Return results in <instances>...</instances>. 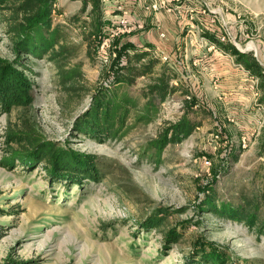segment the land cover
I'll return each mask as SVG.
<instances>
[{"label":"rangeland","instance_id":"rangeland-1","mask_svg":"<svg viewBox=\"0 0 264 264\" xmlns=\"http://www.w3.org/2000/svg\"><path fill=\"white\" fill-rule=\"evenodd\" d=\"M102 2L101 42L92 60L80 46L83 82L71 92L48 56L12 52L0 17V75L16 70L32 85L30 105L0 111V264H197L202 243L225 264H264V0ZM80 7L56 0L53 26ZM69 41L79 46L77 30ZM222 46L247 55L248 67L254 59L259 73ZM135 52L158 59L155 73L178 90L147 116L141 93L157 75L138 78L126 91L130 112L116 138L77 131ZM184 115L197 123L193 133L146 154L165 122ZM56 156L70 166L94 156L97 181L49 178L42 166ZM205 188L252 215L254 225L203 211Z\"/></svg>","mask_w":264,"mask_h":264},{"label":"trees","instance_id":"trees-1","mask_svg":"<svg viewBox=\"0 0 264 264\" xmlns=\"http://www.w3.org/2000/svg\"><path fill=\"white\" fill-rule=\"evenodd\" d=\"M55 1L0 0V17L4 23L6 34L12 40V52L18 57L22 53L37 57L48 56L57 71L59 84L66 92H71L75 88H79L83 82L82 62L76 61L80 46L84 45L85 56L92 60V56L101 42L105 26L103 0H73L80 2L79 12L68 19L65 24L53 26L51 20L52 4ZM74 30H77L80 36L79 46L69 41L70 31L73 32ZM213 43L219 44L217 40H213ZM222 47L235 57L238 64H241L250 72L259 73L260 67L254 59H251V66L248 67L245 61L247 55L233 52L228 46ZM125 58L126 66L114 82V88L99 91L97 96L93 98L91 108L84 120L77 125V131L84 133L89 138L96 139V141L102 142L114 139L122 131L130 112V107L128 108L130 100L126 91L135 84L138 78L157 75L152 78L151 83L144 87L141 93L142 98L146 101L147 116L152 111H155L153 114L156 113V101L161 103L178 90L170 84L169 76H165L164 73H155L159 60L152 58L149 52L126 54ZM2 62L3 60L0 59V68ZM31 92L32 85L22 73L16 70H7V72L2 73L0 75V111L8 112L11 108L27 107L32 103ZM191 109V106H189L187 110L191 111ZM165 125L168 126H163L158 131L156 138L146 147V154L151 152L154 157L169 144L182 142L197 127V123L186 115L182 116L176 123L165 122ZM13 139L16 142L20 140ZM25 143L29 148L34 147L31 141L25 140ZM67 158L56 156V161L51 164L52 167L44 165L42 168H44L49 178L53 177L59 183L66 180L73 185H82L83 181H97L98 172L94 156H85L78 166H70L71 163L67 161ZM23 165L20 164L21 167ZM205 192V199L200 205L203 211L218 219L245 223L251 227L254 225L256 219L252 215L246 214L242 208L236 210L227 204L221 203L209 188H205ZM4 213L5 210L0 208V215ZM159 215L162 217V212ZM155 223L156 220L149 221L148 227L155 226ZM205 246L202 243L197 248L195 255L197 264L226 263V257L222 256L220 260L216 250H207Z\"/></svg>","mask_w":264,"mask_h":264},{"label":"built area","instance_id":"built-area-1","mask_svg":"<svg viewBox=\"0 0 264 264\" xmlns=\"http://www.w3.org/2000/svg\"><path fill=\"white\" fill-rule=\"evenodd\" d=\"M205 164H209V162L206 161Z\"/></svg>","mask_w":264,"mask_h":264}]
</instances>
